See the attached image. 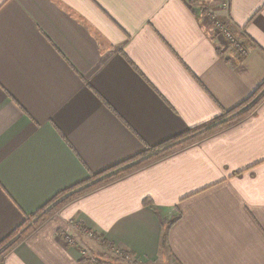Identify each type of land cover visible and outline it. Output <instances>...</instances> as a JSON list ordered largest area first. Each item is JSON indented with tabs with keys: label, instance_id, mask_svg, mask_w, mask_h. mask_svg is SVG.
<instances>
[{
	"label": "crops",
	"instance_id": "1",
	"mask_svg": "<svg viewBox=\"0 0 264 264\" xmlns=\"http://www.w3.org/2000/svg\"><path fill=\"white\" fill-rule=\"evenodd\" d=\"M224 5L0 0V241L62 190L264 83V0ZM99 240L134 264H166L164 250L177 264H264V99L241 122L67 203L0 264H97Z\"/></svg>",
	"mask_w": 264,
	"mask_h": 264
},
{
	"label": "trees",
	"instance_id": "2",
	"mask_svg": "<svg viewBox=\"0 0 264 264\" xmlns=\"http://www.w3.org/2000/svg\"><path fill=\"white\" fill-rule=\"evenodd\" d=\"M229 1L230 0H227L226 5H229ZM215 20L216 19H213V23ZM224 24L227 26L226 23ZM243 46L244 45L242 43H236V48L239 50L242 56H244L245 53V50L242 49ZM263 99L264 83L261 84L247 99L232 109L223 111L221 115L211 119L210 121L188 129L182 134L172 137L158 145L145 146L143 152L136 155L135 157L123 161L118 165H115L100 173L92 174L85 180L62 190L46 205L36 211V213L26 216L19 226H17L8 236L0 241V260L3 259V257L14 247L15 244L24 240L28 235L34 232L41 224L50 219L67 203L102 186L119 180L137 169L169 156L176 151L195 144L209 136H212L241 122L255 111L256 107ZM60 235L63 236L67 241L70 240L66 234L61 233ZM99 242L103 246L106 245L103 240H99ZM118 257L125 259V254L120 253V255L118 254ZM84 260L87 259H82V261ZM87 261H96L97 264H102L99 259L94 261V259L89 258Z\"/></svg>",
	"mask_w": 264,
	"mask_h": 264
},
{
	"label": "rangeland",
	"instance_id": "3",
	"mask_svg": "<svg viewBox=\"0 0 264 264\" xmlns=\"http://www.w3.org/2000/svg\"><path fill=\"white\" fill-rule=\"evenodd\" d=\"M224 6L226 7V5ZM236 39H235V42H232V43L227 40L226 41L224 40V41L236 47V43H239L237 42L238 39L237 40ZM164 251H165L164 253H165V258H166L165 263L166 264H177L175 263L172 256L166 250ZM99 260L102 262V264H134L132 260H127L126 258L125 259L119 258L116 252H113L112 249L108 247H104L101 244H99Z\"/></svg>",
	"mask_w": 264,
	"mask_h": 264
},
{
	"label": "built area",
	"instance_id": "4",
	"mask_svg": "<svg viewBox=\"0 0 264 264\" xmlns=\"http://www.w3.org/2000/svg\"><path fill=\"white\" fill-rule=\"evenodd\" d=\"M222 1L224 4L227 3V0H222ZM214 27H215V33H217V35H219L224 40H227L231 43L234 42V37L232 36L231 31L222 21L216 19L214 22ZM242 49H244V47Z\"/></svg>",
	"mask_w": 264,
	"mask_h": 264
}]
</instances>
